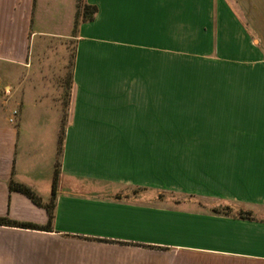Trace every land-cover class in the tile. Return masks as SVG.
<instances>
[{"label": "crops", "instance_id": "0c3cea01", "mask_svg": "<svg viewBox=\"0 0 264 264\" xmlns=\"http://www.w3.org/2000/svg\"><path fill=\"white\" fill-rule=\"evenodd\" d=\"M1 81L0 264H264V0H0Z\"/></svg>", "mask_w": 264, "mask_h": 264}, {"label": "trees", "instance_id": "16d2710c", "mask_svg": "<svg viewBox=\"0 0 264 264\" xmlns=\"http://www.w3.org/2000/svg\"><path fill=\"white\" fill-rule=\"evenodd\" d=\"M80 13H77L75 16L74 21V29L77 28L79 23V16H80V22L81 23H88L94 20V17L97 13V10L95 7H90L87 5H83L80 7ZM62 138H63V129L60 130L59 136H58V161L55 165L54 170V177L52 180V189H51V196L48 201V203H43L42 200L29 188L15 183L13 181H10L8 188L10 192H17L21 195L25 196L28 200H30L35 206L42 208L45 210L48 216L47 224L45 226H38L30 223H21V222H14L10 221L7 218H0V226L2 227H12V228H18V229H26V230H34V231H42V232H51L52 231V223L54 219V205H55V191H56V183H57V175H58V167H59V157L61 155V149H62ZM229 212V208L225 207L221 210H216L215 213H222L225 214ZM250 217L249 213L241 214L240 216Z\"/></svg>", "mask_w": 264, "mask_h": 264}, {"label": "rangeland", "instance_id": "374dc122", "mask_svg": "<svg viewBox=\"0 0 264 264\" xmlns=\"http://www.w3.org/2000/svg\"><path fill=\"white\" fill-rule=\"evenodd\" d=\"M73 48H74V40L72 38L66 41V50H67V53L65 55L66 70L63 72L64 75L62 77L64 81V85H66V87H68L69 84L68 83L69 73H70L69 69L73 57ZM16 104H17V98L13 94V90L10 89L7 83L1 81L0 82V121L10 119L14 111L18 113L16 109Z\"/></svg>", "mask_w": 264, "mask_h": 264}, {"label": "built area", "instance_id": "2783aa9c", "mask_svg": "<svg viewBox=\"0 0 264 264\" xmlns=\"http://www.w3.org/2000/svg\"><path fill=\"white\" fill-rule=\"evenodd\" d=\"M17 115H18V113H17L16 111H14V112L12 113V117L9 119V122H10V123H13L14 120L16 119Z\"/></svg>", "mask_w": 264, "mask_h": 264}]
</instances>
